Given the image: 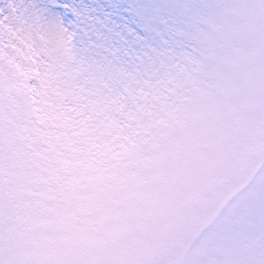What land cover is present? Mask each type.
Returning <instances> with one entry per match:
<instances>
[{"label": "snow or ice", "instance_id": "6c2138e0", "mask_svg": "<svg viewBox=\"0 0 264 264\" xmlns=\"http://www.w3.org/2000/svg\"><path fill=\"white\" fill-rule=\"evenodd\" d=\"M0 264H264V0H0Z\"/></svg>", "mask_w": 264, "mask_h": 264}]
</instances>
